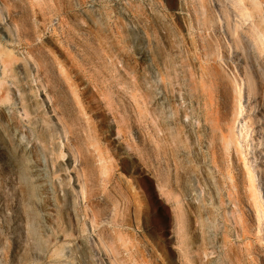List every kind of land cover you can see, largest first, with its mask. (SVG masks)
Returning a JSON list of instances; mask_svg holds the SVG:
<instances>
[{"label":"rangeland","instance_id":"1","mask_svg":"<svg viewBox=\"0 0 264 264\" xmlns=\"http://www.w3.org/2000/svg\"><path fill=\"white\" fill-rule=\"evenodd\" d=\"M185 1L0 0V52L17 58L5 67L0 56V264H87L76 235L61 233L62 179L100 264H264L248 170L264 137L217 1ZM248 6L264 28V0ZM35 96L47 117L56 106L66 135L51 124L39 138Z\"/></svg>","mask_w":264,"mask_h":264},{"label":"bare ground","instance_id":"2","mask_svg":"<svg viewBox=\"0 0 264 264\" xmlns=\"http://www.w3.org/2000/svg\"><path fill=\"white\" fill-rule=\"evenodd\" d=\"M216 1L218 3V7H219V9H218V11H219V17H218L219 23L222 25L225 32H227L229 34V37H230L229 38V45L231 47L232 53H234V55H235L234 59H235L236 63L242 65L243 84L247 87V99L249 101V104L251 105L250 111L248 113V118L250 119V121H252V124L257 123L259 125L260 130L262 132L261 135L264 137V28L253 19V17L255 16V12H253L251 10V8H249L248 0H216ZM181 5L183 6V8H187L188 10H190L189 0H186L185 2H181ZM5 6L7 8H9L8 5H5ZM188 25H190V27H191V22H189ZM208 45L212 46L211 43H209ZM166 48L169 51L172 49L171 43L168 39L166 40ZM135 51H138L144 55L145 48H144V46L137 47V48H135ZM30 52H31V50H30ZM30 52L27 53L26 59L28 61H32L33 63H35L36 60ZM0 56L2 57V60L5 64V67L8 66L9 64H13L17 60V58L15 56H13L11 53L7 52V50H4V51L2 50L0 52ZM167 66L170 67L171 69H173L174 64H173L171 59L167 63ZM205 68L208 69L207 67H205ZM215 73H216V75H219V71L217 69H215ZM216 80L218 81V83L220 85H222L224 87V89H225L224 92L226 94L231 93V91L234 87L232 82H231V79L227 78L226 76H219V77L217 76ZM42 86H44V84H42ZM31 88H33V86H31ZM45 95L52 102L51 95L48 92H46ZM142 95L145 98V93H142ZM145 99L143 101H139L141 104V107H143L144 104L146 103ZM43 101H45V98H43ZM43 101L35 96L32 100L31 106H33L36 114L38 115V118H37L38 129H36V131L38 130L40 132V137H39V133H38V137L43 142H48V140L52 136V133L50 132L51 126H52L51 124L58 125L57 127L65 135L67 134L68 130H67L66 125L64 123V119L62 118L61 115L58 114L57 108L53 103L51 104V107L48 108V112L49 113L53 112V114L49 115V117L46 116L45 112H43L41 110V107L43 105ZM156 113H157V111H156ZM160 114L157 113L156 117H154L155 127L153 129V132H154L157 140L161 139L160 133H159V130H161V128H162ZM35 117H37V116H35ZM35 126H36V124H35ZM34 134H36V133H34ZM238 138H239V136H238ZM210 140H211V138H210ZM43 142H41V143H43ZM43 145H44V143H43ZM148 145L149 146L151 145V141H148ZM70 149H71V151H73V154L75 156L73 157L72 155H69V158H68L69 161H67L66 163L73 166L75 171L78 172V170L76 169V165H74V163L77 160L76 152L73 150L72 147ZM250 149L254 150L253 151V158L250 161L251 164L248 167L249 177H250V185H251V190H252V198H253L254 206L256 207L258 212H261V214H264V142L262 141L261 144L252 146V148H250ZM152 151H154L155 156H158V149L156 147H154V150L152 149ZM47 152H48V150H47ZM149 153H150V151H148L147 154L149 155ZM64 155H62V156H64ZM149 156H151V155H149ZM152 157H153V155H152ZM50 161H51V159H50ZM52 165H53V163H52ZM54 166H55V164H54ZM51 168H53V167H51ZM55 170H56V168H55ZM110 179H111V176H108L107 180H110ZM54 185H55V187H59V188H61V190L64 191L62 193L61 200H60L61 205L60 206L58 204L57 205H58V207H60L61 209L64 210V213L66 216V221H67L66 222L67 224L65 223L66 225L62 229H61V225H59L60 228H58V226H57L58 230L61 229V233L66 237L68 236V237L72 238L73 236L76 235L77 240L74 241L73 245H75L76 250H80V253L85 258V260L87 259V264H100V262L102 263V259L99 262H97V260H96L97 254H95L94 250H92L91 245H90V243H91L90 240H88L87 238L85 239V238H83V236L79 235L80 232L84 230L83 229L84 225L80 224L81 226L79 227V221H80L81 217L79 215L80 213L76 210V206L78 204H77V198L73 194L74 193L73 190L71 191V190H69L68 187H66L65 179L55 181ZM57 194H59V193H57ZM32 204H33V202H32ZM61 209H60V211H61ZM34 213L32 212V214H34ZM31 219H33V221ZM31 219H30L31 225H30L29 229L32 232H34L36 230H40L42 228V226L39 224L41 222L40 214L35 213L33 216H31ZM58 220H59V218H58ZM124 222H129L132 224V221L130 222V219H128V218H125ZM16 229H17V227H16ZM36 233H37L36 236L39 235L37 231H36ZM77 233H79V234H77ZM121 238L123 239L124 237L121 236ZM39 240H41V239H39ZM39 244H40V242H39ZM97 245L100 246L101 250H104L105 252L109 251V248L103 239L99 238ZM74 252H76V251H74ZM72 254H73V252H72ZM71 259H73V258H71ZM111 264H117V262L115 260H113L111 262ZM184 264H185V262H184Z\"/></svg>","mask_w":264,"mask_h":264}]
</instances>
